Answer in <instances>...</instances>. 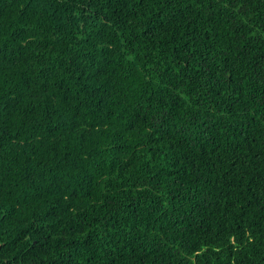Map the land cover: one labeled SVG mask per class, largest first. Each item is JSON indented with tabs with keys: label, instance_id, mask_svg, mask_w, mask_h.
I'll use <instances>...</instances> for the list:
<instances>
[{
	"label": "trees",
	"instance_id": "trees-1",
	"mask_svg": "<svg viewBox=\"0 0 264 264\" xmlns=\"http://www.w3.org/2000/svg\"><path fill=\"white\" fill-rule=\"evenodd\" d=\"M0 264H264V0H0Z\"/></svg>",
	"mask_w": 264,
	"mask_h": 264
}]
</instances>
